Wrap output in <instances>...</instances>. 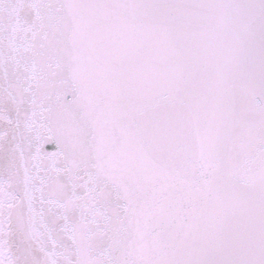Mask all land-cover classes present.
<instances>
[{"label":"snow or ice","instance_id":"obj_1","mask_svg":"<svg viewBox=\"0 0 264 264\" xmlns=\"http://www.w3.org/2000/svg\"><path fill=\"white\" fill-rule=\"evenodd\" d=\"M0 264H264V0H0Z\"/></svg>","mask_w":264,"mask_h":264}]
</instances>
